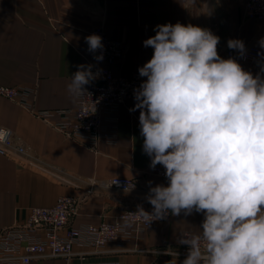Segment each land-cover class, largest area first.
I'll return each mask as SVG.
<instances>
[{"label": "crops", "instance_id": "crops-1", "mask_svg": "<svg viewBox=\"0 0 264 264\" xmlns=\"http://www.w3.org/2000/svg\"><path fill=\"white\" fill-rule=\"evenodd\" d=\"M245 0H0V85L27 89L21 99L0 94V125L11 128L27 146L26 152H0V231L25 223L32 206H52L59 196L79 199L69 225L113 221L130 208H152L145 196L148 182L167 185L150 172L143 152L139 110L128 98L113 113L104 114L113 140L101 139L95 148L68 137L35 110L75 108L77 97L67 91L71 75L82 62L85 37L102 26L109 37L123 42V56L113 65L119 76H130L152 58L143 41L155 35L159 24L177 22L209 29L220 37L218 54L227 59L229 39L247 48L264 38V19L247 17ZM260 44V43H259ZM236 51V50H235ZM237 52V51H236ZM238 53V52H237ZM254 75L264 64L237 61ZM264 75V73H262ZM124 176L133 180L131 192L97 185L86 193L89 179ZM200 213L173 216L155 222L138 238L109 242L102 251L75 244L70 256H39L28 264H182L180 233L196 232ZM128 227H133L126 222ZM43 234V230L38 231Z\"/></svg>", "mask_w": 264, "mask_h": 264}, {"label": "clouds", "instance_id": "clouds-1", "mask_svg": "<svg viewBox=\"0 0 264 264\" xmlns=\"http://www.w3.org/2000/svg\"><path fill=\"white\" fill-rule=\"evenodd\" d=\"M154 31L143 41L154 51L138 69L146 79L129 111L139 110L143 152L151 169L164 168L167 185L149 181L152 210L138 205L134 214L146 225L169 213L203 215L198 231L177 237L188 247L182 264H264V66L254 75L236 59L221 58L220 37L206 28L177 22ZM84 39L101 61L102 37ZM259 43L264 48V38ZM227 46L246 53L242 40ZM92 69L77 65L70 96L90 97L85 86L99 75ZM6 135L0 130V140ZM133 188L126 184L124 191Z\"/></svg>", "mask_w": 264, "mask_h": 264}, {"label": "built area", "instance_id": "built-area-1", "mask_svg": "<svg viewBox=\"0 0 264 264\" xmlns=\"http://www.w3.org/2000/svg\"><path fill=\"white\" fill-rule=\"evenodd\" d=\"M244 13L247 17L264 19V0H245ZM102 37L103 59L96 61L95 55L100 52L90 53L88 48L80 49L82 55L81 64L93 65V72L99 75L91 84L86 85L90 97H77L75 108H62L57 110H35L36 116L49 122V116L59 114L61 120L51 122L56 129L84 144L95 148L101 139L112 141L113 129L104 124V114L113 113L128 98L134 96V89L146 79L139 72L130 76H119L113 71V65L123 56L124 45L122 41L112 39L102 26L90 31ZM264 48L259 43H252L246 48L243 57L234 49L225 51L226 58L232 57L236 61L248 64H264ZM27 93V89L20 86L0 85V94L21 99ZM95 104L93 111L92 103ZM7 135L0 140V152L7 153L11 149L26 152L27 146L19 140L11 128L1 126ZM164 168L160 165L150 172L158 177L165 178ZM119 185L112 184L115 180ZM112 184V185H111ZM126 184L134 185L132 179L124 176H115L110 179H89L87 193L93 192L95 186H109L124 190ZM79 199L72 195L59 196L52 206H32L26 217L25 223L9 226L0 231V264H28L39 256H70L73 254L75 244L89 246L94 251L100 252L109 242L123 244L139 235L155 222L146 225L134 213L137 208H130L120 214L113 221H103L99 224H84L81 226L69 225V221L76 213ZM151 212L152 208L145 209ZM130 222L133 227H128ZM43 230V234L38 231ZM194 233V232H185ZM188 252L186 245L179 244L178 254L184 260Z\"/></svg>", "mask_w": 264, "mask_h": 264}, {"label": "rangeland", "instance_id": "rangeland-1", "mask_svg": "<svg viewBox=\"0 0 264 264\" xmlns=\"http://www.w3.org/2000/svg\"><path fill=\"white\" fill-rule=\"evenodd\" d=\"M86 193H87V191H86Z\"/></svg>", "mask_w": 264, "mask_h": 264}]
</instances>
